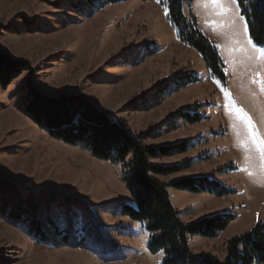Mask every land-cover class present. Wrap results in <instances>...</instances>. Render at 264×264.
<instances>
[{
    "label": "rangeland",
    "instance_id": "rangeland-1",
    "mask_svg": "<svg viewBox=\"0 0 264 264\" xmlns=\"http://www.w3.org/2000/svg\"><path fill=\"white\" fill-rule=\"evenodd\" d=\"M184 12L218 49L226 84L179 40L165 0H0V52L33 67L0 84V264L163 259L148 252L143 226L121 212L133 203L123 165L38 127L22 103L29 83L47 98H88L134 133H149V145L190 141L187 152L152 161H191L162 181L206 176L235 194L169 188L181 219L237 216L217 238L190 237L195 254L224 260L228 240L264 222V46L251 42L236 0H194ZM186 74L198 82L175 84ZM179 112L202 118L189 123Z\"/></svg>",
    "mask_w": 264,
    "mask_h": 264
},
{
    "label": "trees",
    "instance_id": "trees-1",
    "mask_svg": "<svg viewBox=\"0 0 264 264\" xmlns=\"http://www.w3.org/2000/svg\"><path fill=\"white\" fill-rule=\"evenodd\" d=\"M130 0H105L118 3ZM150 1V0H139ZM194 0H165L169 17L178 31L179 40L195 50L205 61L214 77L223 84L227 78L218 49L203 34L197 20L187 16L184 7ZM251 42L264 46V0H236ZM33 67L27 60H15L0 52V84L6 88L24 71ZM194 74L179 76L175 84L183 86L197 83ZM29 96L22 100L26 115L50 137L70 146H83L99 161L123 165V183L128 189L132 204L123 203V215L140 223L149 235L147 249L152 255L162 254L161 264H264V222L256 223L247 233L232 237L227 242V255L220 260L210 254H195L190 237L217 238L237 216L217 213L192 222H184L171 202L169 188L192 194H210L226 197L235 191L206 176H187L165 183L162 177L171 176L189 167L191 161L161 165L153 160L183 154L190 141L175 144L149 145L151 135L134 133L124 121L118 122L98 111L83 96H62L57 99L42 96L29 83ZM166 87L162 89L164 93ZM189 123H198V112H179Z\"/></svg>",
    "mask_w": 264,
    "mask_h": 264
},
{
    "label": "bare ground",
    "instance_id": "bare-ground-1",
    "mask_svg": "<svg viewBox=\"0 0 264 264\" xmlns=\"http://www.w3.org/2000/svg\"><path fill=\"white\" fill-rule=\"evenodd\" d=\"M64 262H68V259H64Z\"/></svg>",
    "mask_w": 264,
    "mask_h": 264
},
{
    "label": "crops",
    "instance_id": "crops-1",
    "mask_svg": "<svg viewBox=\"0 0 264 264\" xmlns=\"http://www.w3.org/2000/svg\"><path fill=\"white\" fill-rule=\"evenodd\" d=\"M192 194V193H191ZM194 196H196L197 194H193Z\"/></svg>",
    "mask_w": 264,
    "mask_h": 264
}]
</instances>
